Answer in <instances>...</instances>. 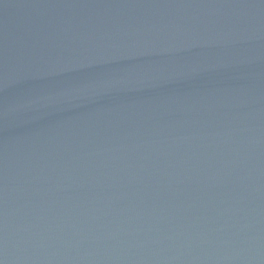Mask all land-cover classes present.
Listing matches in <instances>:
<instances>
[{
    "label": "water",
    "instance_id": "95a60500",
    "mask_svg": "<svg viewBox=\"0 0 264 264\" xmlns=\"http://www.w3.org/2000/svg\"><path fill=\"white\" fill-rule=\"evenodd\" d=\"M0 264H264V0H0Z\"/></svg>",
    "mask_w": 264,
    "mask_h": 264
}]
</instances>
